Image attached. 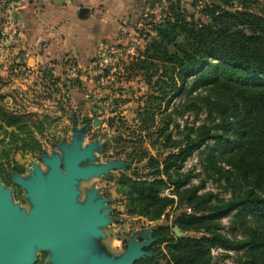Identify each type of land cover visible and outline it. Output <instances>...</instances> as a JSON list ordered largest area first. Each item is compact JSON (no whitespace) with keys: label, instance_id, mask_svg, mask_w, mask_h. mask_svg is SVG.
I'll return each mask as SVG.
<instances>
[{"label":"trees","instance_id":"obj_1","mask_svg":"<svg viewBox=\"0 0 264 264\" xmlns=\"http://www.w3.org/2000/svg\"><path fill=\"white\" fill-rule=\"evenodd\" d=\"M247 5L209 0L202 10L207 21L175 7L154 27V38L134 63L152 91L147 126L164 104L155 128L164 153L150 161L152 179L123 178L129 206L152 220L175 204L191 209L154 232L158 243L168 242L165 264H214L213 249L234 251L238 264H264V15ZM175 96L178 102L169 109ZM189 111L206 117L182 126L178 118ZM1 120L14 126L20 118L0 107ZM207 148V169L224 183L226 198L202 192L205 183L191 184L192 171L183 170L188 158ZM169 187L174 196L162 195ZM226 216L232 217L231 235L223 231ZM174 226L194 233L177 236ZM134 264L162 263L145 256Z\"/></svg>","mask_w":264,"mask_h":264},{"label":"rangeland","instance_id":"obj_2","mask_svg":"<svg viewBox=\"0 0 264 264\" xmlns=\"http://www.w3.org/2000/svg\"><path fill=\"white\" fill-rule=\"evenodd\" d=\"M208 2L97 0L95 7L93 4L91 7L92 11H98L99 17L89 31V34L93 31L100 34L94 43L87 41L91 38L86 37V47L82 51H61L56 55L50 54L43 63L27 65L19 54L7 50L5 43L13 42L10 33H15L13 29L19 28L18 16L28 0H0V107L20 118L14 126L0 121V180L14 187L15 202L30 207L24 198L25 191L12 180V174L17 172L27 176L33 162L46 170L41 155L59 151L57 143H69L76 124L79 128L87 129L84 145L96 140L104 145L103 151L96 153L97 162L122 159L132 166H138L129 170L113 169L108 175L93 177L79 184L83 192L81 200L85 190L92 186L98 188L104 197L112 199L109 203L112 222L104 228L107 236L101 240L109 253L120 255L133 234L136 233V238L141 240L139 232L151 228L154 236L158 226L171 225L175 214L191 210L184 203L175 204L155 220L135 213L129 206L124 192L126 185L123 186L122 181L128 177L152 179L155 169L151 168L150 161L157 158L159 153H164L161 137L155 131L161 126L164 104L154 109L156 122L147 126L143 118L146 109L153 106L149 99L152 91L145 71L135 67L134 63L154 38V27L172 16L175 7L186 10L196 20L207 21L202 10ZM247 4V10L264 15V0H247ZM96 22L101 25L99 29ZM5 27H9L8 32L4 30ZM132 40H136L137 46L134 52H128ZM175 102H178V96L171 99L169 109L173 108ZM72 115L75 119L71 118ZM205 117L203 112L189 111L179 117L178 122L182 126H190L199 124ZM207 151L208 148L195 152L185 161L183 170L192 171L191 184L205 183L202 192L212 191L218 197L226 198L229 192L225 190L224 183L210 175L207 169ZM172 189L164 188L161 194L174 196ZM231 218H221L223 231L229 235L232 234ZM179 230L183 233L181 236L194 233ZM157 240L148 249L155 250L156 258L165 264L163 254L168 253V242L158 243ZM48 256V251H39L34 264H50L47 262ZM212 256L214 264H238L234 251L213 249Z\"/></svg>","mask_w":264,"mask_h":264},{"label":"water","instance_id":"obj_3","mask_svg":"<svg viewBox=\"0 0 264 264\" xmlns=\"http://www.w3.org/2000/svg\"><path fill=\"white\" fill-rule=\"evenodd\" d=\"M89 11L82 6L79 16L85 18ZM72 132L69 143L56 144L59 151L41 155L46 170L33 162L27 176L12 174L25 191L29 208L15 202L12 188L0 180V264H34L39 251L49 252L50 264H134L145 256L157 257L148 250L156 241L151 228L139 232L141 240L133 234L120 255L104 249L101 240L107 236L104 228L112 222V199L92 186L81 200L79 184L113 169L138 166L122 159L97 162L96 153L104 148L100 140L84 145L87 129L74 124ZM174 231L183 235L177 226Z\"/></svg>","mask_w":264,"mask_h":264},{"label":"crops","instance_id":"obj_4","mask_svg":"<svg viewBox=\"0 0 264 264\" xmlns=\"http://www.w3.org/2000/svg\"><path fill=\"white\" fill-rule=\"evenodd\" d=\"M97 0H71L63 3L56 0H28V4L18 16L19 28L10 33L13 42L5 43V48L19 54L27 65H37L48 60L50 54L64 51H82L87 41L95 42L100 34H89L98 19V11H92ZM82 6L90 8L85 18L79 16ZM100 28L99 22L95 24ZM13 27V26H11ZM11 29V28H10ZM4 30L9 31V27ZM18 32V33H16ZM4 50V49H3Z\"/></svg>","mask_w":264,"mask_h":264},{"label":"built area","instance_id":"obj_5","mask_svg":"<svg viewBox=\"0 0 264 264\" xmlns=\"http://www.w3.org/2000/svg\"><path fill=\"white\" fill-rule=\"evenodd\" d=\"M60 1H62V2H64V3H70V2H71V0H60ZM136 46H137V42H136V40H132V41L130 42L128 52H131V51L134 52Z\"/></svg>","mask_w":264,"mask_h":264},{"label":"flooded vegetation","instance_id":"obj_6","mask_svg":"<svg viewBox=\"0 0 264 264\" xmlns=\"http://www.w3.org/2000/svg\"><path fill=\"white\" fill-rule=\"evenodd\" d=\"M21 174V173H20ZM4 183V182H3ZM4 185L6 186V187H10V188H12V193H14V187L13 186H11V185H6V183H4Z\"/></svg>","mask_w":264,"mask_h":264}]
</instances>
